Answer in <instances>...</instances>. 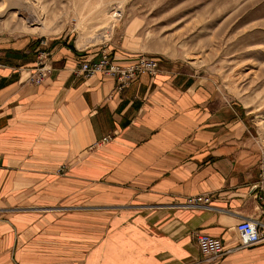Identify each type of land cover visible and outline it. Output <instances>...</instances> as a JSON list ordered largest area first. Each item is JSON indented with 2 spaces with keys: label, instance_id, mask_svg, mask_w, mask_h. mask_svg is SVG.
I'll use <instances>...</instances> for the list:
<instances>
[{
  "label": "crops",
  "instance_id": "obj_1",
  "mask_svg": "<svg viewBox=\"0 0 264 264\" xmlns=\"http://www.w3.org/2000/svg\"><path fill=\"white\" fill-rule=\"evenodd\" d=\"M39 49L0 37V264H264V243L208 261L194 236L228 250L242 221L264 220V158L239 105L175 62L123 91L77 76L102 52L59 38L34 85ZM141 51L107 50L122 65ZM198 196L210 206H184Z\"/></svg>",
  "mask_w": 264,
  "mask_h": 264
},
{
  "label": "rangeland",
  "instance_id": "obj_2",
  "mask_svg": "<svg viewBox=\"0 0 264 264\" xmlns=\"http://www.w3.org/2000/svg\"><path fill=\"white\" fill-rule=\"evenodd\" d=\"M28 1L38 15L22 9L17 16L12 11L0 17V37L38 41L37 57L46 51L51 64L49 42L54 38L102 53L111 47H142L136 61L115 62L122 69L142 57L157 61L159 74L164 72L162 64H183L194 75L208 78L224 101L241 107L249 134L264 158V0ZM39 15L42 19L37 20ZM41 22L49 27L45 29ZM132 32L136 38L128 46L125 38ZM184 206L191 207L188 201ZM201 206L210 204L194 207Z\"/></svg>",
  "mask_w": 264,
  "mask_h": 264
},
{
  "label": "built area",
  "instance_id": "obj_3",
  "mask_svg": "<svg viewBox=\"0 0 264 264\" xmlns=\"http://www.w3.org/2000/svg\"><path fill=\"white\" fill-rule=\"evenodd\" d=\"M42 44L47 45L46 42ZM52 71L53 67L50 53L41 51L37 57V66L32 70L30 82L34 85H42L49 78ZM74 73L77 76L88 79L97 74H103L118 82L117 89L123 91L130 86L133 82L132 80L140 75V73L157 76L159 74V63L153 59L142 57L138 62L122 69L115 61L110 59V54L107 51H103L98 62L84 61L78 65ZM109 141L110 137H106L97 146L104 145ZM210 201L209 197H193L188 200V205L191 207L208 205ZM236 230L239 237V246L228 250L225 249L224 243L220 238L198 233L196 235V241L200 252L204 257L213 260L235 251L264 243V221L261 219H246L236 227Z\"/></svg>",
  "mask_w": 264,
  "mask_h": 264
},
{
  "label": "bare ground",
  "instance_id": "obj_4",
  "mask_svg": "<svg viewBox=\"0 0 264 264\" xmlns=\"http://www.w3.org/2000/svg\"><path fill=\"white\" fill-rule=\"evenodd\" d=\"M35 5V4H34ZM26 10L33 15H38V12L34 9V6L28 1V0H4L3 3L1 2L0 6V17L7 16L10 12L13 11L14 16H17L18 12L21 10ZM31 14V15H32ZM41 15V14H40ZM38 16V19L41 18V16ZM36 18V17H35ZM10 19V18H9ZM16 19V18H15ZM42 19V18H41ZM26 20V19H25ZM10 21V20H9ZM14 22V21H13ZM39 22V21H38ZM16 24V23H15ZM40 24V23H39ZM41 25L46 29L49 26L46 25L44 22H41ZM15 26V25H14ZM20 29V28H19ZM33 34L36 33V30L31 31ZM109 33V32H107ZM101 38V37H100ZM102 39H105L104 37ZM107 39V38H106ZM100 40V39H99ZM98 41V40H96Z\"/></svg>",
  "mask_w": 264,
  "mask_h": 264
}]
</instances>
